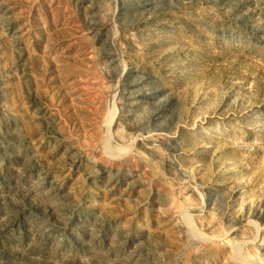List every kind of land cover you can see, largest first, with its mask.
I'll return each mask as SVG.
<instances>
[{
  "label": "rangeland",
  "instance_id": "rangeland-1",
  "mask_svg": "<svg viewBox=\"0 0 264 264\" xmlns=\"http://www.w3.org/2000/svg\"><path fill=\"white\" fill-rule=\"evenodd\" d=\"M0 264H264V0H0Z\"/></svg>",
  "mask_w": 264,
  "mask_h": 264
}]
</instances>
